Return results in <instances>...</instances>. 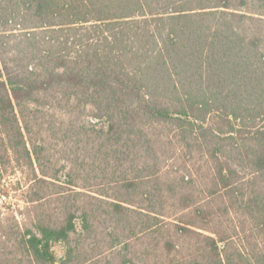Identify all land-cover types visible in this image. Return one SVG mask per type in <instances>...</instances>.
I'll return each mask as SVG.
<instances>
[{
    "label": "trees",
    "instance_id": "obj_1",
    "mask_svg": "<svg viewBox=\"0 0 264 264\" xmlns=\"http://www.w3.org/2000/svg\"><path fill=\"white\" fill-rule=\"evenodd\" d=\"M19 172L0 264H264V0H0Z\"/></svg>",
    "mask_w": 264,
    "mask_h": 264
},
{
    "label": "rangeland",
    "instance_id": "obj_2",
    "mask_svg": "<svg viewBox=\"0 0 264 264\" xmlns=\"http://www.w3.org/2000/svg\"><path fill=\"white\" fill-rule=\"evenodd\" d=\"M28 181L19 173L11 174L9 177L0 179V237L3 231L9 229L14 217L22 222L21 209L26 206L25 191ZM6 243V242H5ZM0 238V256H7V249ZM58 254L62 249L57 250Z\"/></svg>",
    "mask_w": 264,
    "mask_h": 264
}]
</instances>
